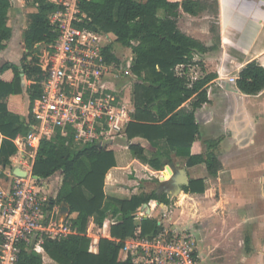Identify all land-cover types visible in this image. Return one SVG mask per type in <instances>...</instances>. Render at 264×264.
I'll list each match as a JSON object with an SVG mask.
<instances>
[{"label":"trees","instance_id":"obj_1","mask_svg":"<svg viewBox=\"0 0 264 264\" xmlns=\"http://www.w3.org/2000/svg\"><path fill=\"white\" fill-rule=\"evenodd\" d=\"M216 1V0H215ZM36 10L29 14L28 27L23 33L26 52L20 65L3 62L0 75L12 71L10 80L0 78V162L9 163L16 152L12 139L27 131L22 107L8 102L10 95L22 93L21 73L31 80L27 88L30 104L41 93L42 73L33 57L36 44H50L55 31L48 23V14L56 8L49 0H33ZM12 0H0V50L10 38L7 26ZM79 8L86 15L85 25L95 31L111 33L125 47L132 58L134 83L132 99L134 112L125 129L126 146L134 158L163 170L171 163V153L186 158V166L204 163L211 176H216L219 162L213 153L193 156L190 148L198 133L194 112L207 101L206 85L215 74L190 80L186 68L193 65L194 52L208 50L198 40L181 32L177 26L179 10L197 15L207 8L203 0H79ZM159 10L163 16H159ZM109 59L116 60L110 47L104 49ZM31 57L28 60V57ZM21 66V70L20 67ZM182 66L180 70L177 68ZM236 87L248 95H257L264 89V68L255 60L238 73ZM189 101V106L183 104ZM135 138L147 140L153 148L150 157ZM212 145H209V148ZM116 166L111 150L98 144H76L56 134L41 140L32 172L41 179L62 175V183L51 204H68L73 234L60 239L44 238L46 259L52 264H131L121 260L123 241L158 235L162 230L156 218L136 214L144 205L153 202L166 205L168 199L156 189L140 192L130 198L106 197L104 179L108 170ZM202 179L191 180L184 191L203 193ZM109 216V217H108ZM109 218V238H100L98 252H89L91 238L88 226L91 219L97 229ZM95 232V233H96ZM16 264H43L40 253L22 249Z\"/></svg>","mask_w":264,"mask_h":264},{"label":"crops","instance_id":"obj_2","mask_svg":"<svg viewBox=\"0 0 264 264\" xmlns=\"http://www.w3.org/2000/svg\"><path fill=\"white\" fill-rule=\"evenodd\" d=\"M224 3V0H218L216 26L213 28L208 21L207 8L197 15L180 9L177 22L181 32L208 48L204 53L194 52V64L186 68L190 80L207 74L216 75L206 85L207 101L194 112L198 133L190 153L193 156L213 153L219 162L217 175L211 176L204 163L186 166V158L176 157L173 153L171 163L165 165L163 170H156L134 158L125 143L117 145L120 149L117 157L113 143L108 150L113 152L116 166L106 173L104 192L106 197L130 198L141 192L138 185L151 176L157 181L156 190L167 199L177 198V206L185 198L186 202L193 201L199 206L203 221L196 232L204 246L201 251L197 245V253L203 264H264V89L257 95H248L241 92L235 83L229 82L230 77L237 78L238 73L252 60L264 68V12L254 16L253 7L246 9L244 5ZM12 4L7 20L11 35L0 50V64L8 62L20 65L26 52L23 33L28 27V18L27 25H22L23 12L30 10V14L37 5H16V0H12ZM243 8L248 10V14L238 12ZM108 35L115 38L111 33ZM20 52L22 55L18 62ZM11 77V69L0 75L5 81ZM21 79L22 93L8 96L7 101L22 107L21 116L25 117L30 104L27 88L31 80H27L23 74ZM26 82H29L27 86ZM183 106L188 107L189 101ZM133 141L140 143L145 155L150 157L153 148L147 140L135 138ZM209 145L212 146L209 148ZM10 157L8 164L0 162L4 171L10 167ZM180 169L185 170L188 185L182 186L179 192L178 184H174L172 178ZM198 179L205 183L204 192L186 193L184 187L189 186L191 180ZM47 181L52 201L61 186L62 175L57 173ZM53 183H56V187L51 195ZM61 203L51 204L59 215ZM160 205L163 206V203ZM66 216L72 218L75 214L69 211ZM88 231L91 238L89 252L96 254L99 239H111L109 218L96 233H90L89 227ZM216 251L218 258L214 256ZM39 253L43 264H52L47 261L43 250Z\"/></svg>","mask_w":264,"mask_h":264},{"label":"built area","instance_id":"obj_3","mask_svg":"<svg viewBox=\"0 0 264 264\" xmlns=\"http://www.w3.org/2000/svg\"><path fill=\"white\" fill-rule=\"evenodd\" d=\"M49 1L56 4L47 16L56 35L37 63L43 75L41 93L29 104L26 133L12 139L16 152L10 157L9 169L0 166V264H16L22 249L41 252L44 238L60 239L74 233L70 218H61L51 207L50 178L41 179L32 172L41 140L59 134L76 144L109 149L125 136L134 112L132 58L127 54L122 63L116 56V60L107 57L108 34L85 25L79 0ZM110 53L114 55L111 49ZM235 80L229 78L231 83ZM13 169L24 175H16ZM136 217L146 216L141 210ZM171 232L163 229L151 238H127L121 260L199 264L197 242L188 229Z\"/></svg>","mask_w":264,"mask_h":264},{"label":"rangeland","instance_id":"obj_4","mask_svg":"<svg viewBox=\"0 0 264 264\" xmlns=\"http://www.w3.org/2000/svg\"><path fill=\"white\" fill-rule=\"evenodd\" d=\"M22 2L19 3L16 0V5H34L33 0H21ZM204 1V5L207 6V12H208V21L211 24V28L216 26V5L218 4V0H203ZM224 5H244V8H248L249 7H253L255 9L254 11V16H258V14L264 12V0H224ZM24 3V4H23ZM242 9L241 11L238 10L239 13L242 14H248V10L246 9ZM240 9V8H239ZM32 10V9H31ZM29 11H25L23 12V17H22V25L26 26L27 25V18H28V14ZM159 16H163V11L159 10L158 12ZM21 27V30L23 29ZM104 34H109V33H104ZM108 38L105 40V42H109V47L111 49V51L114 53V55L118 58L119 62H124L127 59V49L125 47H123L122 45H120L116 40H114L115 38H113V36H107ZM47 44L45 43H41L40 46L34 47L32 49V55L33 57L37 58L39 60L40 56L43 54V50L45 49ZM22 52H20L18 54V62L20 61ZM38 63V61H37ZM181 69V68H180ZM29 82L25 83V86L28 85ZM126 140V136L121 137L120 139H117L114 143L113 148L115 155L118 157L120 149L118 148L117 145H120L119 143H125ZM124 145V144H121ZM126 145V144H125ZM126 151H128L126 149ZM139 186V190H141V192H145L148 193L150 192L152 189H157V181L153 178V177H149L148 179L142 180V182L138 185ZM56 187V183H53L51 185V195H53V191ZM49 188V189H50ZM117 194V196H120L121 193H115ZM187 199H182L179 202V206H177L178 204L177 202V198H170L168 199V203L166 205L163 204V206H161L159 203H157L158 205H156V202L151 203L149 206L146 207H141L139 211L142 210V212L144 213V215L146 217H151V218H156L157 222L160 221V225H161V230H165L168 231V233H172L171 231L176 230V231H181L182 229H188V232L192 234V236L195 238V240L197 241V245L199 247V250L202 251V247L204 246V244H202L200 242L201 236L196 232V230H198L200 228V223L201 221H203V217H201V211L200 209H198V205H195V203L193 201H189L186 202ZM147 209H149V212H147ZM140 219H138L136 217V221H139ZM93 219L90 220L89 222V228H90V233H95L96 232V228L93 225ZM89 234V231H88ZM214 256L216 258H218V251L215 252ZM124 257V256H123ZM122 259V258H121ZM199 264H203V262H201V260L198 259Z\"/></svg>","mask_w":264,"mask_h":264},{"label":"water","instance_id":"obj_5","mask_svg":"<svg viewBox=\"0 0 264 264\" xmlns=\"http://www.w3.org/2000/svg\"><path fill=\"white\" fill-rule=\"evenodd\" d=\"M21 70V68H20ZM22 76V73H21ZM13 172L16 175H24V171L18 170V169H13ZM172 182L174 184H178V191L180 192L182 190V186L188 185V180L186 177V172L184 169H180L177 171V174L172 178ZM146 207V205H144ZM70 211L68 204L64 201H62L61 206H60V217L61 218H66L67 213ZM147 212H149V209H147Z\"/></svg>","mask_w":264,"mask_h":264},{"label":"flooded vegetation","instance_id":"obj_6","mask_svg":"<svg viewBox=\"0 0 264 264\" xmlns=\"http://www.w3.org/2000/svg\"><path fill=\"white\" fill-rule=\"evenodd\" d=\"M159 194H160V192H159Z\"/></svg>","mask_w":264,"mask_h":264}]
</instances>
